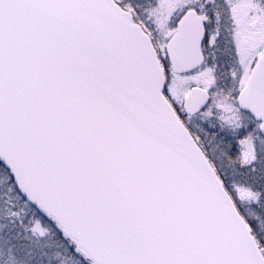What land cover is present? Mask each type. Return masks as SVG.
<instances>
[{
    "label": "snow or ice",
    "instance_id": "obj_1",
    "mask_svg": "<svg viewBox=\"0 0 264 264\" xmlns=\"http://www.w3.org/2000/svg\"><path fill=\"white\" fill-rule=\"evenodd\" d=\"M0 264H264V0H0Z\"/></svg>",
    "mask_w": 264,
    "mask_h": 264
}]
</instances>
